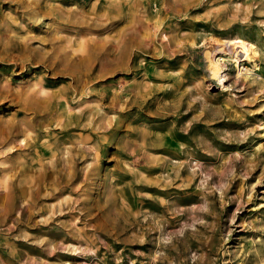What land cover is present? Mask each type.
<instances>
[{"label": "rangeland", "instance_id": "obj_1", "mask_svg": "<svg viewBox=\"0 0 264 264\" xmlns=\"http://www.w3.org/2000/svg\"><path fill=\"white\" fill-rule=\"evenodd\" d=\"M0 264H264V0H0Z\"/></svg>", "mask_w": 264, "mask_h": 264}, {"label": "bare ground", "instance_id": "obj_2", "mask_svg": "<svg viewBox=\"0 0 264 264\" xmlns=\"http://www.w3.org/2000/svg\"><path fill=\"white\" fill-rule=\"evenodd\" d=\"M245 60H250L249 51L247 50L242 51L235 59L237 63H239L240 61H245Z\"/></svg>", "mask_w": 264, "mask_h": 264}]
</instances>
